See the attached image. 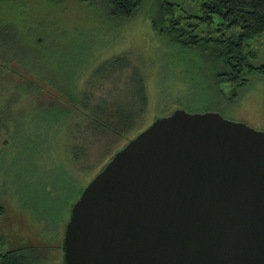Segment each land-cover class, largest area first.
Segmentation results:
<instances>
[{
  "label": "rangeland",
  "instance_id": "374dc122",
  "mask_svg": "<svg viewBox=\"0 0 264 264\" xmlns=\"http://www.w3.org/2000/svg\"><path fill=\"white\" fill-rule=\"evenodd\" d=\"M171 1L181 20L199 11L197 0ZM154 3L142 0L124 16L109 13L106 0H0V230L4 247L28 243L40 252L34 264H64L72 202L116 148L174 106L165 96L166 106L158 103L165 81L175 103L203 101L186 109L215 108L264 128V74L249 72L231 97L222 81L219 94L207 51L156 29ZM248 48L250 61H264V32ZM75 101L125 134L96 126Z\"/></svg>",
  "mask_w": 264,
  "mask_h": 264
},
{
  "label": "water",
  "instance_id": "95a60500",
  "mask_svg": "<svg viewBox=\"0 0 264 264\" xmlns=\"http://www.w3.org/2000/svg\"><path fill=\"white\" fill-rule=\"evenodd\" d=\"M64 264H264V128L156 113L74 199Z\"/></svg>",
  "mask_w": 264,
  "mask_h": 264
},
{
  "label": "trees",
  "instance_id": "16d2710c",
  "mask_svg": "<svg viewBox=\"0 0 264 264\" xmlns=\"http://www.w3.org/2000/svg\"><path fill=\"white\" fill-rule=\"evenodd\" d=\"M141 2L142 0H106L109 13L124 16L135 12L141 5ZM154 2H156L153 4L155 15L152 17V25L156 29L166 28L171 30L175 39L182 46H195L207 51L212 66L213 85H215L219 94L223 95L224 91L223 87L219 85L222 81H228L232 85L229 89L230 91L227 92L228 94L225 95L226 97H231L234 94L236 84L244 82L249 72L257 71L264 74V61L255 63L250 61L249 57L254 52L248 48V40L254 37V35L264 32V0H197L199 11L195 13L186 12L182 15L184 20H181V15L175 12L178 8L177 2L171 0H154ZM1 59L0 64L7 61V58L1 57ZM124 63L127 64V62ZM124 63H120V65ZM170 86L172 85L165 81L162 88L160 89L159 87L157 90L159 101L161 99L160 96H165L167 97L166 103L171 99L172 105L176 106L180 104L184 108H186V104L199 105L203 102L185 101L175 103V99L173 98L175 89H171ZM72 95H75L74 92ZM70 97L72 96L70 95ZM142 97L146 98L145 91ZM71 99L73 101L75 98L72 97ZM165 101L158 103L161 107H164L166 106ZM74 103L85 114H89L90 119L96 126L107 125L119 134H125L124 128L126 127L117 124L116 120L114 123H109L105 119H102L101 115L98 114L101 112L89 108L92 104L84 108L76 101ZM98 103L104 107L100 101L94 104ZM172 107L169 109L164 108V111L158 113H167ZM140 112H136L135 115H140ZM0 210L2 211V209ZM1 232L0 230V264L36 263L40 252L31 244L24 243L13 245V247H4L2 244L5 241V237L2 236Z\"/></svg>",
  "mask_w": 264,
  "mask_h": 264
}]
</instances>
